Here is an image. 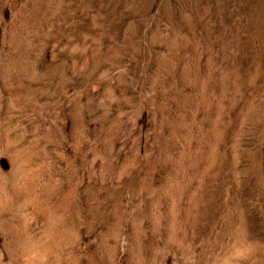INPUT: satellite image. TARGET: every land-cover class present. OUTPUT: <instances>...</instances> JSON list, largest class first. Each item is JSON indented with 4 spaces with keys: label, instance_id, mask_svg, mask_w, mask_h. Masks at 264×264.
<instances>
[{
    "label": "rangeland",
    "instance_id": "rangeland-1",
    "mask_svg": "<svg viewBox=\"0 0 264 264\" xmlns=\"http://www.w3.org/2000/svg\"><path fill=\"white\" fill-rule=\"evenodd\" d=\"M0 264H264V0H0Z\"/></svg>",
    "mask_w": 264,
    "mask_h": 264
},
{
    "label": "bare ground",
    "instance_id": "bare-ground-1",
    "mask_svg": "<svg viewBox=\"0 0 264 264\" xmlns=\"http://www.w3.org/2000/svg\"><path fill=\"white\" fill-rule=\"evenodd\" d=\"M3 160H4V163H5V164H9L7 160H5V159H3ZM4 163H3V164H4ZM10 163H11V162H10ZM41 244H42V243H41ZM41 249H42V246H41Z\"/></svg>",
    "mask_w": 264,
    "mask_h": 264
}]
</instances>
